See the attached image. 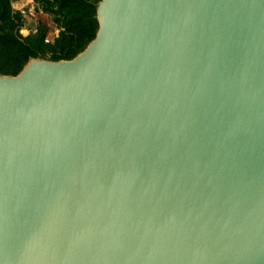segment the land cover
Listing matches in <instances>:
<instances>
[{"label": "water", "instance_id": "water-1", "mask_svg": "<svg viewBox=\"0 0 264 264\" xmlns=\"http://www.w3.org/2000/svg\"><path fill=\"white\" fill-rule=\"evenodd\" d=\"M98 14L75 59L0 75V264H159L181 203L193 264H264V0Z\"/></svg>", "mask_w": 264, "mask_h": 264}, {"label": "trees", "instance_id": "trees-1", "mask_svg": "<svg viewBox=\"0 0 264 264\" xmlns=\"http://www.w3.org/2000/svg\"><path fill=\"white\" fill-rule=\"evenodd\" d=\"M20 1L25 5L28 0H0V75L16 77L32 59L73 60L100 30L101 0H30L38 13L51 15L61 31L47 42L49 27L40 22L37 33L24 36L21 29L26 18L15 6Z\"/></svg>", "mask_w": 264, "mask_h": 264}, {"label": "rangeland", "instance_id": "rangeland-1", "mask_svg": "<svg viewBox=\"0 0 264 264\" xmlns=\"http://www.w3.org/2000/svg\"><path fill=\"white\" fill-rule=\"evenodd\" d=\"M44 22L49 27V34L51 38L55 36L57 26L53 23L51 15L37 13L32 19L29 17L28 26L31 27L36 23ZM52 34V35H51ZM86 51V50H85ZM48 59H39L38 62H46ZM36 65L33 63L31 66ZM239 121H242L239 120ZM232 130L231 132H234ZM184 202V201H183ZM187 204L181 203L171 216V222L166 225L164 231V242L160 247L158 255L159 264H193L195 258V250L190 245L188 234L189 225L186 220ZM107 243V242H105Z\"/></svg>", "mask_w": 264, "mask_h": 264}, {"label": "built area", "instance_id": "built-area-1", "mask_svg": "<svg viewBox=\"0 0 264 264\" xmlns=\"http://www.w3.org/2000/svg\"><path fill=\"white\" fill-rule=\"evenodd\" d=\"M18 10L24 15V17L26 18V24L24 25V27L21 29V33L24 36H28L30 34H35L38 32V23L34 24L33 26L29 27L28 26V20L29 17L32 19L33 17H35V14L38 13V9L36 8V5L34 3H30V4H25L21 7L18 8ZM61 29L57 27V29L55 30V36H53V38H51L50 36H47L46 41H52L55 37H57V35L60 33ZM52 35V34H51Z\"/></svg>", "mask_w": 264, "mask_h": 264}, {"label": "bare ground", "instance_id": "bare-ground-1", "mask_svg": "<svg viewBox=\"0 0 264 264\" xmlns=\"http://www.w3.org/2000/svg\"><path fill=\"white\" fill-rule=\"evenodd\" d=\"M191 42L190 43V47L187 48L188 49V52H187V55L188 57L190 58V56H193V53L195 52L194 50V40L191 39ZM158 53V56L160 57V53L157 51ZM189 70H187L188 72ZM159 76L156 80V88L157 87H173L174 83H175V80H174V77H177L175 73H177V71H175V69H162L161 72H159ZM181 90L178 91V93H180Z\"/></svg>", "mask_w": 264, "mask_h": 264}, {"label": "crops", "instance_id": "crops-1", "mask_svg": "<svg viewBox=\"0 0 264 264\" xmlns=\"http://www.w3.org/2000/svg\"><path fill=\"white\" fill-rule=\"evenodd\" d=\"M28 1H30V0H28ZM28 1H27V4H29ZM21 3H22L21 1H20V2H16V3H15L16 8H17V7H21V6H23ZM58 35H59V34H58ZM58 35H57V36H58Z\"/></svg>", "mask_w": 264, "mask_h": 264}]
</instances>
